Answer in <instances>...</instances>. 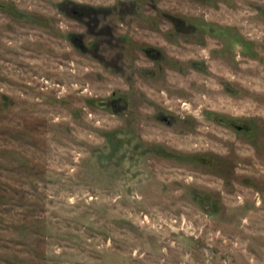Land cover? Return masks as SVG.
<instances>
[{"label":"rangeland","instance_id":"1","mask_svg":"<svg viewBox=\"0 0 264 264\" xmlns=\"http://www.w3.org/2000/svg\"><path fill=\"white\" fill-rule=\"evenodd\" d=\"M0 264H264V0H0Z\"/></svg>","mask_w":264,"mask_h":264}]
</instances>
